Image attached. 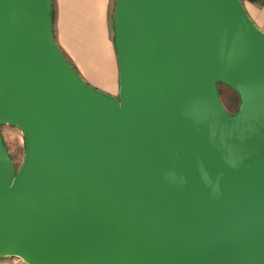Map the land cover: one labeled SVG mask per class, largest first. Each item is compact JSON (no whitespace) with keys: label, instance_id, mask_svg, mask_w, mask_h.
<instances>
[{"label":"water","instance_id":"1","mask_svg":"<svg viewBox=\"0 0 264 264\" xmlns=\"http://www.w3.org/2000/svg\"><path fill=\"white\" fill-rule=\"evenodd\" d=\"M51 0H0V259L264 264V33L241 0H115L118 93L57 47ZM218 84L239 97L228 113Z\"/></svg>","mask_w":264,"mask_h":264},{"label":"crops","instance_id":"2","mask_svg":"<svg viewBox=\"0 0 264 264\" xmlns=\"http://www.w3.org/2000/svg\"><path fill=\"white\" fill-rule=\"evenodd\" d=\"M241 1L249 18L264 33V0ZM51 2L53 37L59 50L87 84L109 95H117L118 66L111 16L113 0ZM0 264L12 263L0 260Z\"/></svg>","mask_w":264,"mask_h":264},{"label":"rangeland","instance_id":"3","mask_svg":"<svg viewBox=\"0 0 264 264\" xmlns=\"http://www.w3.org/2000/svg\"><path fill=\"white\" fill-rule=\"evenodd\" d=\"M113 5L114 0L113 3H111V16L113 11ZM218 93L220 96L221 103L225 110L230 114L235 113L239 105L238 95L231 88L224 84H218ZM0 132L3 143L9 153L13 165L15 169L18 170L24 158V140L22 134L16 127L9 125L1 126ZM0 260H5L12 264H25L17 258L6 257Z\"/></svg>","mask_w":264,"mask_h":264},{"label":"trees","instance_id":"4","mask_svg":"<svg viewBox=\"0 0 264 264\" xmlns=\"http://www.w3.org/2000/svg\"><path fill=\"white\" fill-rule=\"evenodd\" d=\"M51 15H52V13H51Z\"/></svg>","mask_w":264,"mask_h":264}]
</instances>
